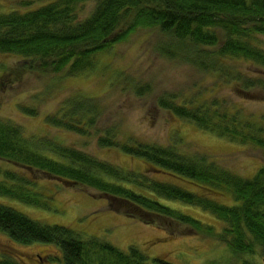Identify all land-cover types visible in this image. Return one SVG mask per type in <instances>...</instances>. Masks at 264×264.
<instances>
[{
    "label": "trees",
    "instance_id": "16d2710c",
    "mask_svg": "<svg viewBox=\"0 0 264 264\" xmlns=\"http://www.w3.org/2000/svg\"><path fill=\"white\" fill-rule=\"evenodd\" d=\"M138 29L157 32L160 38L155 49L162 58L196 66L244 94L264 91L263 77L236 68L238 60H243L264 71L260 42L264 38V0H22L19 8L0 11V55L18 58L16 65L0 73V93L30 74L80 75L93 68L98 54ZM195 94L165 93L158 97L157 105L232 144L254 146L264 156L263 123L244 116L241 107L225 98L200 101ZM96 107L92 99L70 98L56 113L46 116L45 122L87 136L100 114ZM19 108L27 116L38 114L37 107ZM116 137L113 129L107 130L98 145L119 148L142 160L154 177L166 174L182 185L126 171L79 148L28 137L20 125L0 119V197L46 208L36 192L35 176L42 173L107 195L108 204L128 218L156 226L167 221L187 226L197 235L226 245L240 260L238 264L264 260V165L251 178H244L206 153L181 152L175 142L167 146L123 144ZM225 195L231 197V204L219 203L217 197ZM160 199L212 215L222 225L220 231ZM0 233L20 245H53L62 264H150L148 255L137 246L122 251L96 237L84 239L68 226L42 225L2 204ZM154 262L170 264L161 258ZM0 264L21 262L2 256Z\"/></svg>",
    "mask_w": 264,
    "mask_h": 264
},
{
    "label": "rangeland",
    "instance_id": "374dc122",
    "mask_svg": "<svg viewBox=\"0 0 264 264\" xmlns=\"http://www.w3.org/2000/svg\"><path fill=\"white\" fill-rule=\"evenodd\" d=\"M22 0H0V11L19 8ZM160 36L155 30L138 29L109 51L96 56L94 66L77 76H39L30 74L24 81L4 87L0 93V119L20 125L28 137L50 139L56 144L75 147L118 168L136 173H148V165L130 157L119 148L98 145L100 136L113 129L119 143H148L167 146L175 142L181 152L206 153L220 160L235 174L251 178L264 165L263 151L254 146H240L202 131L157 105L159 96L179 94L182 97L200 95V101L214 96L225 98L239 106L243 115L264 124V91L249 94L233 90L230 84L196 66L162 58L155 49ZM264 48V38L260 39ZM18 58L0 55V73L13 67ZM240 73L264 78V71L254 64L238 60ZM141 94H137V91ZM144 90V91H143ZM92 99L100 114L87 136L59 130L47 125L46 116L56 113L68 99ZM40 99V100H38ZM22 106L37 107L38 114L27 116ZM151 171V170H150ZM31 176L30 174H27ZM36 192L47 207L26 205L0 197V204L11 207L30 219L48 226H68L82 238H99L122 251L137 246L149 257V263L161 258L170 264H238L222 243L196 234L178 223L145 224L126 217L108 204V196L84 185H69L51 176L36 174ZM34 180V177H32ZM157 181L180 184L168 175H156ZM186 190L195 189L186 186ZM219 203L231 204L229 195L218 196ZM161 202L215 227L219 221L202 210L180 203ZM168 223V224H167ZM174 234H171V232ZM16 259L21 264H62L57 247L48 244L20 245L0 233V257ZM237 259V260H236ZM237 261V262H236ZM263 260H259L262 264ZM240 264V263H239Z\"/></svg>",
    "mask_w": 264,
    "mask_h": 264
},
{
    "label": "water",
    "instance_id": "95a60500",
    "mask_svg": "<svg viewBox=\"0 0 264 264\" xmlns=\"http://www.w3.org/2000/svg\"><path fill=\"white\" fill-rule=\"evenodd\" d=\"M263 264H264V260H263Z\"/></svg>",
    "mask_w": 264,
    "mask_h": 264
}]
</instances>
